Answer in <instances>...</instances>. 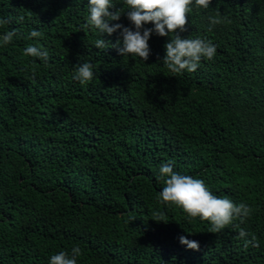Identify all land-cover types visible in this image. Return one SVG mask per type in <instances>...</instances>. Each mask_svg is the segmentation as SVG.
Listing matches in <instances>:
<instances>
[{"label": "trees", "instance_id": "trees-1", "mask_svg": "<svg viewBox=\"0 0 264 264\" xmlns=\"http://www.w3.org/2000/svg\"><path fill=\"white\" fill-rule=\"evenodd\" d=\"M113 2L110 12H125L110 24L133 27L124 0ZM191 8L178 34L217 51L175 74L162 63L174 34H153L142 61L94 48L88 0H0V17L11 20L0 36L17 32L0 44V264H49L75 246L77 264H264V0ZM217 9L231 22L212 26ZM33 29L43 35L29 39ZM28 45L46 49L48 63L23 55ZM84 62L94 78L81 84L73 75ZM168 161L214 195L248 204L251 217L213 233L161 202L157 177ZM240 228L259 247L245 248Z\"/></svg>", "mask_w": 264, "mask_h": 264}, {"label": "clouds", "instance_id": "clouds-1", "mask_svg": "<svg viewBox=\"0 0 264 264\" xmlns=\"http://www.w3.org/2000/svg\"><path fill=\"white\" fill-rule=\"evenodd\" d=\"M127 6V19L133 27H126L121 23L110 24L119 21L125 12L123 8L110 12L115 7L113 0H88L89 17L85 27L92 26L100 33V38L94 41V48H116L121 56H136L142 61H147L150 56L149 39L153 34L160 37H169L165 44V56L163 65L172 73L183 74L195 72L202 58L211 60L216 55L217 47L211 40L202 38H183L178 33L187 31L188 14L191 6L209 8L211 0H124ZM20 19H23L22 17ZM210 24L215 26L231 21L224 16L219 9L210 17ZM11 23L10 19L0 17V26ZM153 24V28H145L144 25ZM119 33L115 44L103 39V34L111 37ZM17 35L15 29L6 31L0 36V44L8 45ZM42 32L33 29L29 39L41 37ZM23 55L35 57L45 64L49 61V53L46 49L28 45ZM73 79L81 84H86L94 78V65L84 62L75 66ZM173 161L164 163L159 168L158 179L164 180L165 186L159 193V199L163 203L175 204L181 207L189 217H199L212 225V232L218 233L231 225L234 220L243 224L253 213L252 207L246 203H234L227 197L214 195L202 179L190 175L180 174L173 169ZM156 222H164L166 217L161 212L154 213ZM238 227V225H237ZM251 236V239L247 237ZM238 237L244 241V247L249 245L259 247V242L254 234L240 228ZM181 245L189 250L199 251V243L189 240L185 236L179 237ZM82 255L81 248L75 246L71 253L59 251L50 257L49 264H77V258Z\"/></svg>", "mask_w": 264, "mask_h": 264}]
</instances>
